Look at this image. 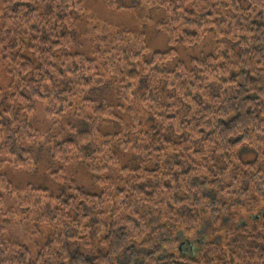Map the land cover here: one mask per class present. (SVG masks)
Returning a JSON list of instances; mask_svg holds the SVG:
<instances>
[{"label": "trees", "instance_id": "trees-1", "mask_svg": "<svg viewBox=\"0 0 264 264\" xmlns=\"http://www.w3.org/2000/svg\"><path fill=\"white\" fill-rule=\"evenodd\" d=\"M117 1L102 3L135 12ZM148 3L163 12L154 27L166 52L149 48L141 29L101 23L93 32L95 22L84 54L71 52L82 0H0L9 78L4 105L0 87V264H264V218H252L264 207V0ZM209 37L211 52L178 59L177 46ZM104 85L117 106L86 97ZM36 103L51 122L43 134L30 123ZM70 113L88 128L63 125ZM108 122L115 131L101 130ZM38 143L56 163L83 162L98 193L59 171L50 173L57 194L12 186L1 170L34 171L26 147ZM117 150L135 165L122 166ZM204 215L211 229L200 235ZM12 224L35 243L44 229L47 241H13ZM196 237V253H183Z\"/></svg>", "mask_w": 264, "mask_h": 264}, {"label": "rangeland", "instance_id": "rangeland-1", "mask_svg": "<svg viewBox=\"0 0 264 264\" xmlns=\"http://www.w3.org/2000/svg\"><path fill=\"white\" fill-rule=\"evenodd\" d=\"M117 2L122 3L124 7H136L135 12L110 11L103 5L102 0H82L84 12L76 20V24H78L76 34L77 36L75 39L76 44L71 49V52L87 54L90 51L92 39L87 38L86 31L91 26V24L95 22L96 24L94 25L93 32L98 30V27L101 25V23L111 24L118 28H125L132 32H139L141 29L145 36L146 44L149 48L157 52H166V39L164 35L154 27L156 22L163 19L162 10H160L158 7H152L151 4L148 3L149 0H118ZM212 46L213 40L209 37L206 38V40L203 41L199 46L190 48L177 46L175 51L177 52L178 59L184 64H188L190 59L198 58L201 55L211 52ZM8 85L9 78H7V76L0 69V87L3 90L5 97L4 101L1 102V105L5 104V101L9 96V90L7 88ZM169 93L170 92L167 90L163 91V97H166L169 95ZM86 97L98 101L103 100L114 106L119 104V101L116 99L110 85H104L100 88H95L91 90ZM141 115L143 119H146L142 121L143 125L146 129H149L151 127V123L148 122L150 118L149 115L145 114L144 112H141ZM120 117L125 125L129 124V116L127 114L121 115ZM30 123L40 134H43L50 129L51 122L45 119L43 115V107L40 103H36ZM67 123L75 125L79 130H85L88 128V125L83 120H77L73 113L65 116L64 120L62 121L63 125ZM114 125L115 124L111 122L103 123L100 128L103 132L110 133L115 131ZM26 148L34 156L36 163V169L34 171L24 172L14 170L9 167H4L1 170L2 173L7 176L11 185L18 190L23 189L27 185H34L36 187L44 188L53 194H57L61 190V186H59L58 183L53 180L50 173L59 171L61 174L68 175L70 178H72L77 187L81 188L85 192L92 194L98 193V189L94 186L93 178L86 170L85 164L83 162H76L66 166L56 163L51 159L48 147L41 143ZM117 152L119 156V162L122 166L132 167L135 165L136 159L131 152L123 153L119 150H117ZM110 174L114 177L116 176L115 172H111ZM4 200L7 207L13 206L11 200L7 198ZM203 217L205 224L202 230L198 233L200 235L206 234V232L211 229L207 224L208 217L206 215ZM241 218V221L247 220L245 216H242ZM252 218H264V207L259 209L256 212V215ZM225 222L226 220H224V223ZM40 231L41 233L35 239V243L29 240L16 224H12L10 228V239L26 244L31 249L34 247V245H42L47 241L49 234H47L44 229L40 228ZM198 245H200V241H198L196 237L194 238V241L190 243L185 242L184 245L182 243L181 251L188 255H193L196 253L195 251L198 249Z\"/></svg>", "mask_w": 264, "mask_h": 264}]
</instances>
